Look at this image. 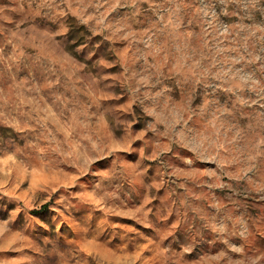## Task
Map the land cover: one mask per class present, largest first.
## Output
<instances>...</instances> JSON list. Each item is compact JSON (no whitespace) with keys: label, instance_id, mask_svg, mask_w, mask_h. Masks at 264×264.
I'll use <instances>...</instances> for the list:
<instances>
[{"label":"rangeland","instance_id":"1","mask_svg":"<svg viewBox=\"0 0 264 264\" xmlns=\"http://www.w3.org/2000/svg\"><path fill=\"white\" fill-rule=\"evenodd\" d=\"M0 264H264V0H0Z\"/></svg>","mask_w":264,"mask_h":264}]
</instances>
